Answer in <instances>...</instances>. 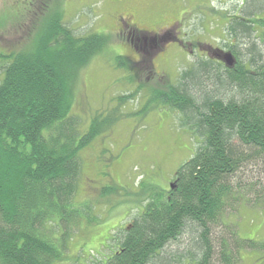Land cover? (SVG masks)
<instances>
[{
  "label": "trees",
  "instance_id": "obj_1",
  "mask_svg": "<svg viewBox=\"0 0 264 264\" xmlns=\"http://www.w3.org/2000/svg\"><path fill=\"white\" fill-rule=\"evenodd\" d=\"M256 3L253 9L262 6ZM262 21L236 16L228 25L252 40L248 63L230 47L234 67L210 57L182 72L184 81L206 74L217 94L205 91L198 101L183 81L158 95L180 112L199 144L177 170L174 188L152 194L131 223L114 230L112 254L93 252L84 262L69 254L83 213L95 220L90 205L75 201L79 155L101 128H78L68 83L108 41L75 34L56 13L42 23L33 51L0 49V264H239L255 243L239 237L229 216L264 199L254 191L260 183L245 178L264 161V51L253 39ZM135 35L129 39L142 51L147 43ZM117 61L125 68L134 62L123 55Z\"/></svg>",
  "mask_w": 264,
  "mask_h": 264
},
{
  "label": "rangeland",
  "instance_id": "obj_2",
  "mask_svg": "<svg viewBox=\"0 0 264 264\" xmlns=\"http://www.w3.org/2000/svg\"><path fill=\"white\" fill-rule=\"evenodd\" d=\"M255 1L262 3L256 10ZM56 13L75 34L96 33L108 41L68 83L78 128L85 133L93 123L101 128L79 155L83 169L75 201L90 205L95 220L88 222L83 213L69 254L84 262L93 252L112 254L118 243L108 239L144 210L152 194H168L177 170L199 144L180 112L158 95L168 93L170 83L183 82L182 72L200 58L219 61L230 47L248 63L252 40L237 37L228 25L236 16L264 19V0H0V49L33 51L42 23ZM256 28L253 39L264 44L263 21ZM134 35L147 43L142 51L129 39ZM122 55L134 61L131 67L117 65ZM199 75L184 81L191 94L198 101L205 91L217 94L213 80ZM248 169V182L260 183L254 191L264 192V161ZM256 199L229 216L239 237L255 243L243 249L239 264H264V199Z\"/></svg>",
  "mask_w": 264,
  "mask_h": 264
},
{
  "label": "water",
  "instance_id": "obj_3",
  "mask_svg": "<svg viewBox=\"0 0 264 264\" xmlns=\"http://www.w3.org/2000/svg\"><path fill=\"white\" fill-rule=\"evenodd\" d=\"M219 59H221L229 68H232L236 65L237 59L235 55L229 51L226 52L223 56H217ZM175 184L171 183V187L174 188Z\"/></svg>",
  "mask_w": 264,
  "mask_h": 264
},
{
  "label": "flooded vegetation",
  "instance_id": "obj_4",
  "mask_svg": "<svg viewBox=\"0 0 264 264\" xmlns=\"http://www.w3.org/2000/svg\"><path fill=\"white\" fill-rule=\"evenodd\" d=\"M125 25H127V24H125ZM160 39H162V38L160 37Z\"/></svg>",
  "mask_w": 264,
  "mask_h": 264
}]
</instances>
